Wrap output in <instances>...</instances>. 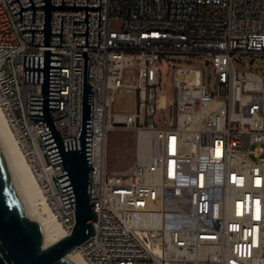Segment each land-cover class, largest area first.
Masks as SVG:
<instances>
[{
  "label": "built area",
  "instance_id": "2783aa9c",
  "mask_svg": "<svg viewBox=\"0 0 264 264\" xmlns=\"http://www.w3.org/2000/svg\"><path fill=\"white\" fill-rule=\"evenodd\" d=\"M0 0V109L64 233L76 211L63 192L41 134L30 121L31 94L42 83L24 82V56H43L44 9L23 11ZM36 6L44 0H33ZM23 8L32 5L20 0ZM62 6V0H52ZM64 6H74L65 0ZM87 6V0H76ZM100 6V0H89ZM51 53L61 54L59 109L52 114L63 142L81 125L85 10H55ZM89 10L88 84L93 92L91 202L96 233L76 248L88 264H264V74L248 68L264 60V0H102ZM174 66V123L157 122L160 64ZM136 85L124 81L127 70ZM132 92L134 111L116 110L117 95ZM163 103L162 109L164 110ZM111 131L133 132L136 162L124 173L106 167ZM153 141L141 145L142 136ZM152 154L149 155V153Z\"/></svg>",
  "mask_w": 264,
  "mask_h": 264
},
{
  "label": "water",
  "instance_id": "95a60500",
  "mask_svg": "<svg viewBox=\"0 0 264 264\" xmlns=\"http://www.w3.org/2000/svg\"><path fill=\"white\" fill-rule=\"evenodd\" d=\"M32 5L23 8L18 2L23 23V11L33 9L32 23H35L36 9H44V29H24L32 32L31 43L35 42V32H44L43 56H24V82L42 83V95L31 94L30 121L43 122L46 133L41 134L53 166L61 164L64 173L57 175L63 192L67 191L76 211V225L73 232L51 247L48 235L42 231L31 229L27 221L25 195L22 186L0 143V264H71L66 256L95 235V223L98 219L95 202H91V167L92 161V123H93V92L88 84L90 58L86 47H100L99 31L98 46H89V10H100L99 28H101L100 6H62L52 5V0H44L45 5ZM55 10H85L86 35L82 63V97L81 125L76 140L63 142L52 114L59 109L60 102V68L61 54L51 53V36H61L63 41L64 17H61V33H52V13Z\"/></svg>",
  "mask_w": 264,
  "mask_h": 264
},
{
  "label": "rangeland",
  "instance_id": "374dc122",
  "mask_svg": "<svg viewBox=\"0 0 264 264\" xmlns=\"http://www.w3.org/2000/svg\"><path fill=\"white\" fill-rule=\"evenodd\" d=\"M203 64L207 73L205 78L206 85L209 89H214V79L210 78L212 68L206 66L196 59H175L173 61L164 60L160 66L162 67V83L157 88V122L168 126L174 123V103L175 91L172 84V72L174 66ZM249 69L259 70L264 74V60H257L255 63H249ZM133 70H127L124 81L129 86L136 85V78ZM165 104L164 110L162 109ZM116 110L118 112L131 113L134 111V94L132 92L120 93L117 95ZM136 144L137 138L135 133L129 131H111L108 135L106 144V167L111 173L128 172L136 162ZM38 213L47 218L42 208H38Z\"/></svg>",
  "mask_w": 264,
  "mask_h": 264
},
{
  "label": "bare ground",
  "instance_id": "6f19581e",
  "mask_svg": "<svg viewBox=\"0 0 264 264\" xmlns=\"http://www.w3.org/2000/svg\"><path fill=\"white\" fill-rule=\"evenodd\" d=\"M151 141H153V138L150 135L142 136L140 139L142 146ZM0 143L22 186L25 195L28 225L31 229L42 231L48 235L51 244L44 248L47 249L67 235L64 233L61 225L53 217L47 203L44 201L36 177L33 175L29 164L17 146L1 109ZM150 154H152V152H150L149 155ZM39 206L44 213H46L47 218H43L38 213ZM66 259L71 264H88L86 259L80 255L76 249L68 253Z\"/></svg>",
  "mask_w": 264,
  "mask_h": 264
}]
</instances>
